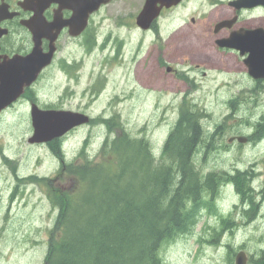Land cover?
<instances>
[{
	"label": "rangeland",
	"instance_id": "374dc122",
	"mask_svg": "<svg viewBox=\"0 0 264 264\" xmlns=\"http://www.w3.org/2000/svg\"><path fill=\"white\" fill-rule=\"evenodd\" d=\"M124 1L113 0L105 7L96 16L97 24L96 27L92 26V33L111 32L115 35L109 52L117 42L116 36L121 33L122 40L126 41L124 50L128 60L101 65V59L108 51H88L64 39L58 63L69 55L83 58L86 62L85 73L79 77L69 76L57 66L39 81L36 90L42 107L87 111L93 117L115 115L116 120L124 122L131 135L147 137L155 152L159 153L179 113L178 103L171 106L175 94L187 91L189 85L159 68L157 59L163 58L159 51L163 40L155 45L154 37L157 35L154 33L152 37L144 38V49L137 54L136 61L131 59L136 56L137 48L134 49L143 35L131 25L117 26L116 18L125 16V11H122ZM184 21L185 18L179 25ZM164 25L160 28L164 38L178 32L180 36H193L189 28L177 26L171 29L164 28ZM151 42L154 44L151 45ZM150 46L153 48L152 54L147 53ZM101 79L103 82L99 84ZM204 83L205 91L197 93V98L206 101V111L213 112L204 120V127L208 131L224 106H216L213 102L212 79L208 78ZM140 85L153 92H142ZM158 92L162 93L161 97H158ZM32 134L31 107L27 100H21L0 114V264L44 263L58 210L49 198L48 187L38 178H31V175L51 179L49 182L53 191L58 187L71 189L70 175L67 172L58 175L57 171L61 165L67 168V161L77 157L87 138V151L91 158H97L108 129L106 125L95 122L68 133L62 138L65 159L54 154L50 143H30ZM255 155L252 151L219 150L213 154L200 153L196 162L205 172L212 169L232 171L244 167L248 161L255 159ZM257 184L255 182L254 185ZM246 190L253 197L256 196V191ZM242 201V195L235 187L224 185L217 200L224 215L204 212L191 234L163 247L165 264H227L229 243L237 248L245 242L246 250L252 253L263 247L264 224L259 219L247 222L249 217L243 216L246 211H243ZM228 217L232 220L233 230L231 227L223 228Z\"/></svg>",
	"mask_w": 264,
	"mask_h": 264
},
{
	"label": "flooded vegetation",
	"instance_id": "af4514ba",
	"mask_svg": "<svg viewBox=\"0 0 264 264\" xmlns=\"http://www.w3.org/2000/svg\"><path fill=\"white\" fill-rule=\"evenodd\" d=\"M112 1L102 4L90 14L87 26L81 33L74 35L71 27L77 26L83 19L82 14L77 15L78 11L88 12V0H0V31H3L0 35V63L10 61L13 57L28 56L36 46L41 55H46L55 48L50 63L42 68L38 79L26 87L25 92L13 105L25 99L30 107L38 104L41 108H50L41 106V99L36 90L39 81L51 74L57 66L69 76L79 77L81 73H85L86 62L83 58L69 55L58 63L64 39L88 51H108L101 59V65L128 60L124 50L126 41L122 40L121 33L116 36L117 42L111 52L110 45L114 42L115 35L111 32H99L98 35L92 33V26L96 27L97 24L96 16ZM166 2L124 1L122 11H125V16L116 18L117 26L131 25L143 35L134 49L137 48L136 56L131 59L136 61L137 54L144 49L145 37L156 34L155 45L163 40L159 49L163 58L157 59L159 68L163 73L172 74L189 85L187 91L175 94L171 106L178 103L180 108L189 101L188 106L191 109L198 107L205 113L203 124L213 112L205 110L206 101H200L197 93L205 91L204 82L208 78L212 79V92L215 94L213 102L216 106L223 105L224 109L215 118L214 124L209 126L208 131L205 129L208 132V148L201 147L199 151H208L210 154L219 150L256 153L255 159L248 161L242 168L237 167L232 171L212 169L210 172L223 171L233 175L235 181L240 178L244 186L256 191L252 202L248 199L242 202L243 210L246 211L242 215L249 217L247 222L259 219L264 224V71L261 69L259 77H255L251 74L247 62L252 52L256 53L257 57L263 50L260 46L256 48V44H259L258 30H264V0H180L170 6L164 5ZM147 4L151 10H157L158 7L161 9L160 15L144 29L138 24V16ZM184 18V23L179 25ZM163 24L164 28H189L193 36H180L178 32L164 38L160 33ZM150 47L147 53L152 54L153 48ZM140 86L142 92H153L150 88ZM161 94L158 92V97H161ZM83 112L91 115L87 111ZM100 116L110 118L106 115L97 117ZM97 117L92 116L91 120ZM247 147L251 149H246ZM255 182L258 183L257 186L254 185ZM224 185L236 188L232 181ZM250 203H254L255 208L252 209ZM230 229L233 230L232 227ZM227 247V264H237V256L241 251L246 254V264H264V246L255 253L246 250L245 242L237 248L231 243Z\"/></svg>",
	"mask_w": 264,
	"mask_h": 264
},
{
	"label": "trees",
	"instance_id": "16d2710c",
	"mask_svg": "<svg viewBox=\"0 0 264 264\" xmlns=\"http://www.w3.org/2000/svg\"><path fill=\"white\" fill-rule=\"evenodd\" d=\"M189 103L180 106L159 153L147 137L131 135L115 115L100 116L93 123L106 125L108 134L98 157L91 158L87 138L77 157L57 171L70 175L71 189L53 191L51 179L31 175L48 187L58 210L43 264H165L166 244L191 234L204 212H220L217 200L226 182L235 183L243 201H253L240 178L198 167L196 157L201 147L208 148V132L205 113ZM50 144L65 159L62 139ZM231 223L228 219L223 228Z\"/></svg>",
	"mask_w": 264,
	"mask_h": 264
},
{
	"label": "water",
	"instance_id": "95a60500",
	"mask_svg": "<svg viewBox=\"0 0 264 264\" xmlns=\"http://www.w3.org/2000/svg\"><path fill=\"white\" fill-rule=\"evenodd\" d=\"M164 5L177 4L180 0H166ZM110 0H88V12L78 11L77 15H83L80 24L71 27V32L78 35L87 26L88 17L98 10L102 4L109 3ZM161 7L157 10L150 9L149 4L138 16V24L146 29L152 21L160 15ZM74 21V19H73ZM3 31H0V35ZM258 46L262 47L261 55L256 57V53L250 54L247 59L250 72L255 77H259V71H264V30L257 32ZM251 46V44H249ZM55 48L53 47L46 55H41L38 46L33 52L25 57H13L10 61L0 63V113L14 103L39 77L40 71L48 65L52 59ZM262 72V71H261ZM32 123L34 134L29 138L31 143L50 142L56 138L63 137L71 130L90 122L91 117L84 112L65 109H42L37 104L32 105ZM247 257L244 252L237 256V264H246Z\"/></svg>",
	"mask_w": 264,
	"mask_h": 264
},
{
	"label": "bare ground",
	"instance_id": "6f19581e",
	"mask_svg": "<svg viewBox=\"0 0 264 264\" xmlns=\"http://www.w3.org/2000/svg\"><path fill=\"white\" fill-rule=\"evenodd\" d=\"M244 178V177H243Z\"/></svg>",
	"mask_w": 264,
	"mask_h": 264
}]
</instances>
